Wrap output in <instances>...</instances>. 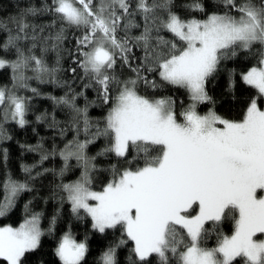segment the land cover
<instances>
[{
  "label": "snow or ice",
  "instance_id": "6c2138e0",
  "mask_svg": "<svg viewBox=\"0 0 264 264\" xmlns=\"http://www.w3.org/2000/svg\"><path fill=\"white\" fill-rule=\"evenodd\" d=\"M216 3L222 11L206 13L203 0H189L184 5L189 14L206 15L198 19L181 16L175 11V0H51L44 8H28L7 22L0 20V32L7 34L6 40H0V69H10L12 74V88L0 87V119H11L21 127L27 123L30 98L17 95L15 89L29 88L33 79L59 84L63 25L81 33L74 55L83 73L79 79L88 81L84 88L95 87L97 99L110 107L102 121L93 122L90 105L78 106L83 91H75L67 81L69 91L51 97L70 110L69 128L75 132L59 151L64 161L59 174H64L71 159L82 169L76 181L58 187L72 213L81 218L83 210L93 229L100 233L120 229L121 239L102 254L100 264H117L116 248L128 241L134 245L132 264H151L153 254L159 264H171L172 258L176 264H237L238 259L242 264H264V110L259 106V98L264 97V0ZM43 11L61 22L58 31L44 35L45 27L37 31L28 22L29 16ZM134 29L138 34H133ZM136 49L143 54L136 56ZM49 51L57 53L56 67L45 61ZM240 54L256 58L241 79L258 93L248 102L243 118L226 119L213 109L200 115L197 103L212 102L206 81L222 62ZM118 62L133 75L121 79L115 71ZM70 71L75 74L77 69ZM234 72L229 70V90ZM150 73L158 74L160 82L149 80ZM141 82L152 89L163 84L184 88L193 103L177 114L171 97L141 95ZM30 91L40 94L36 88ZM57 123L53 117L52 126ZM66 131L61 128V135ZM101 137L108 143L97 156L114 153L128 166L120 170L113 165L112 178L103 190L93 191L96 157L89 156L87 149ZM3 139L10 137L0 123ZM30 150L42 149L37 145ZM55 154V148L45 152L41 162ZM23 171L28 180L35 179L31 167L23 166ZM2 191L0 217L7 215L20 193L32 189L28 182L9 176L2 182ZM41 216L33 213L19 227H0V264H24L25 255L38 248L45 234ZM229 218L234 221L232 234L222 235L215 247L203 246L209 235L205 225L219 226ZM87 250L86 243L77 242L69 231L61 237L55 255L61 264H81Z\"/></svg>",
  "mask_w": 264,
  "mask_h": 264
},
{
  "label": "trees",
  "instance_id": "16d2710c",
  "mask_svg": "<svg viewBox=\"0 0 264 264\" xmlns=\"http://www.w3.org/2000/svg\"><path fill=\"white\" fill-rule=\"evenodd\" d=\"M188 2L189 0H175V11L184 17L194 15L198 19L206 18V15L201 13L189 14L184 8V5ZM203 3L206 13L222 11V7L217 5L216 0H203ZM46 4L50 5L51 0H0V20L7 22L9 18L16 17L25 9L44 8ZM27 19L29 23L37 26V31H39L40 26L45 27L44 35L58 31L62 26L61 22L56 20L54 14L48 11L29 16ZM54 20L56 22L53 25ZM137 20L139 21V17H137ZM139 22L142 24V21ZM50 25L52 27H49ZM63 26L65 28V39L59 53L62 71L57 73L60 83H40L33 79L28 81L29 88L15 89L17 95L30 98L27 101L25 115L27 123L23 127L11 119L7 122L0 119L4 131L10 137V139L0 140V199L4 195L2 182L9 176L21 183L28 182L32 189V191L20 193L12 209L7 215L0 217V226H18L31 214L39 212L42 214L41 227L45 232L41 237L38 248L27 253L23 258L24 264H61L59 258L55 255V249L61 236L69 231L76 240L84 241L87 245L88 250L81 264H100L102 254L121 239L119 228L115 230L108 229L104 233L93 229L91 218L83 210L80 212L81 218H77L71 211V205L67 201L66 195L58 187L62 183H71L78 179L82 169L75 159H71L68 162V169L62 176L59 174L61 168L64 167V161L60 157L59 151L68 141L73 139L75 132L69 128L70 110L63 105L55 104L51 97L64 96L69 91L68 84L75 91H83L84 95L78 97V106L90 105L88 114L93 122L102 121L110 107V105H102L97 99L95 87L84 88V84L88 81L79 79L83 73L74 63L76 39L81 33L74 26ZM9 27L14 28V25L9 24ZM138 31L134 29L133 34H138ZM161 34L169 39L172 38L170 33ZM6 39L7 34L0 32V40ZM142 54L140 49L135 50L136 56ZM10 58H14V56ZM45 61L49 67H56L57 53L49 51L45 55ZM254 64H256V58L246 54H240L234 59L222 62L219 70L205 84V89L212 98V102L197 103L196 111L200 115H204L209 109H213L218 115L226 119H242L248 102L258 93L256 89L243 82L241 73L246 72ZM71 68L77 69L75 74L70 71ZM232 69L235 70L234 75L231 76L234 86L229 90V70ZM115 71L121 79H127L133 75L126 66L122 67L119 62ZM11 75L10 69H0V87L12 88ZM27 75L31 76L33 74L28 72ZM147 75L149 80L155 79L160 82L158 74L150 73ZM65 81L68 84H64ZM31 88H36L40 94L33 95L30 91ZM138 91L141 95L150 98L171 97L175 101L177 114L193 103L186 89L172 85L163 84L162 87L152 89L141 82ZM259 106L262 110L264 109V97L259 98ZM42 114H47L46 119L38 121L37 117ZM2 115L3 108L0 106V118H2ZM53 117L58 122L56 126H52ZM61 128H67L68 131L61 135ZM79 139H85L83 132H81ZM107 143L108 141L101 137L95 143L90 144L87 149L89 156L96 157V160L93 161L96 171L92 174L93 181L91 185L94 191L102 190L104 185L112 178L113 165H116L117 169L120 170L128 166L124 159L116 157L114 153L97 156V153ZM37 145H40L42 150H30L36 148ZM53 148H55L56 154L49 155L48 159L41 162L42 154L45 152L51 153ZM132 155H135V153H131L129 159ZM23 166L32 168L31 175L35 177L34 180H28V173L23 171ZM135 166V164L132 165V167ZM45 169L49 171L45 172ZM37 172H41L43 175L37 176ZM61 197L65 198L62 200ZM53 217L56 218L54 224H52ZM233 226L234 221L230 218L223 221L219 226H214L211 222L207 223L205 227L209 230V235L203 246L215 247L222 235L232 234ZM49 227L52 228L51 232H48ZM124 239L127 238L124 237ZM133 247V242L128 241L116 248L115 259L117 264H132V261L136 260L134 253L131 251ZM149 260L151 264H159V259L155 254L149 257ZM171 264H176L174 258H172ZM237 264H242V261L238 259Z\"/></svg>",
  "mask_w": 264,
  "mask_h": 264
},
{
  "label": "rangeland",
  "instance_id": "374dc122",
  "mask_svg": "<svg viewBox=\"0 0 264 264\" xmlns=\"http://www.w3.org/2000/svg\"><path fill=\"white\" fill-rule=\"evenodd\" d=\"M263 110H264V109H263ZM76 180H77V179H76ZM76 180H74V181H76ZM74 181H72V182H74ZM102 190H103V189H102ZM102 190H99V191H102ZM93 191H94V190H93ZM89 203L94 204L95 201H89ZM28 218H29V217H28ZM23 222H24V221H23ZM23 222H22V223H23ZM5 226H6V225H5ZM0 227H3V226H0ZM15 227H19V225H18V226H15ZM63 235H64V234H63ZM63 235H62V236H63ZM62 236H61V237H62ZM261 238H264V237H261ZM60 239H61V238H60ZM59 241H60V240H59ZM77 242H84V241H78V240H77ZM58 243H59V242H58Z\"/></svg>",
  "mask_w": 264,
  "mask_h": 264
}]
</instances>
